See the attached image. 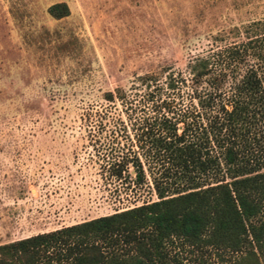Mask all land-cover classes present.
<instances>
[{
	"label": "rangeland",
	"instance_id": "rangeland-1",
	"mask_svg": "<svg viewBox=\"0 0 264 264\" xmlns=\"http://www.w3.org/2000/svg\"><path fill=\"white\" fill-rule=\"evenodd\" d=\"M55 1L0 0V243L156 199L145 165L139 184L129 163V177L110 174L139 151L150 107L103 94L264 31V0H63L57 18ZM169 250L189 255L176 239Z\"/></svg>",
	"mask_w": 264,
	"mask_h": 264
},
{
	"label": "trees",
	"instance_id": "trees-1",
	"mask_svg": "<svg viewBox=\"0 0 264 264\" xmlns=\"http://www.w3.org/2000/svg\"><path fill=\"white\" fill-rule=\"evenodd\" d=\"M46 10L69 11L63 0ZM222 50L103 94L150 107L137 115L139 151L113 160L110 174L129 177V163L139 184L145 165L156 199L2 242L0 264H264V157L253 145L264 132V31ZM174 239L188 257L170 252Z\"/></svg>",
	"mask_w": 264,
	"mask_h": 264
},
{
	"label": "crops",
	"instance_id": "crops-1",
	"mask_svg": "<svg viewBox=\"0 0 264 264\" xmlns=\"http://www.w3.org/2000/svg\"><path fill=\"white\" fill-rule=\"evenodd\" d=\"M100 215V214H99ZM97 216V215H96ZM91 217H94V216H91ZM91 217H87V218H85V219H88V218H91ZM39 232H41V231H39ZM36 233V232H35ZM34 234V233H33Z\"/></svg>",
	"mask_w": 264,
	"mask_h": 264
}]
</instances>
